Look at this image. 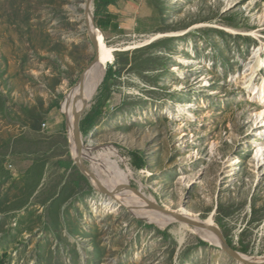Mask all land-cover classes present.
<instances>
[{
	"label": "rangeland",
	"instance_id": "rangeland-1",
	"mask_svg": "<svg viewBox=\"0 0 264 264\" xmlns=\"http://www.w3.org/2000/svg\"><path fill=\"white\" fill-rule=\"evenodd\" d=\"M85 1L0 0L3 264H240L178 222L160 228L123 205L98 213L110 198L74 164L60 111L94 54ZM108 9L119 30L95 27L119 51L82 113L95 117L83 147H112L131 190L201 220L214 211L236 251L264 257V0Z\"/></svg>",
	"mask_w": 264,
	"mask_h": 264
},
{
	"label": "bare ground",
	"instance_id": "bare-ground-1",
	"mask_svg": "<svg viewBox=\"0 0 264 264\" xmlns=\"http://www.w3.org/2000/svg\"><path fill=\"white\" fill-rule=\"evenodd\" d=\"M79 8L84 11V15L80 16L79 19H84L86 17L87 11L89 12V18L91 19L93 9L90 2L86 0L79 6ZM75 9L76 8L73 6L70 7L71 12H75ZM90 26L94 41L97 44L98 51L102 58V63H97L89 69V71L86 73L82 86L80 88H74L62 104V112L66 114L68 122L70 124V135L72 131L74 113L82 108L84 104L87 105L86 109L90 107L99 86H101L100 84L102 82L105 68H107V66L111 64L112 59H114L112 53L114 54L115 52L119 51V49H113L103 44L102 33L95 27V24L92 23V19L90 21ZM159 37H161V35H154L150 39H156ZM71 148L74 154L75 148L73 143H71ZM93 149L94 147L91 145L83 147L81 151V158H87L90 160L88 171L91 174L92 186L99 193H105L110 198L107 203H104V206H101L102 204L100 205L101 209L98 213L107 214L111 211H114L117 208V205H123L127 208H130L136 217L144 219L145 221L152 223L160 228H164L168 224L176 222L167 213L161 212L156 209V202L152 196H148L140 192H135V190H131V188H129L128 183L131 171L129 169L122 170L119 168V162L114 158L119 157L120 161H122V159L120 158V156H118L115 149H113L112 147L103 148L101 150H98L94 155L91 154V151ZM261 156V151L258 150L253 158V162H255ZM114 160L116 165L113 163ZM258 164L259 162L256 163L257 166ZM176 211L178 213H183V215L187 217H192L196 220L198 219V221H201V223L204 225L203 227H192L185 223H180L178 234H181L184 231H189L192 235L199 237L201 240L206 241L216 247L218 246L219 240L214 233V227L218 228V226L214 223L213 214H210L207 218L201 220L196 216L186 214L183 209H178ZM95 213H97V210L95 211ZM242 257L248 260L253 259V257L244 254H242Z\"/></svg>",
	"mask_w": 264,
	"mask_h": 264
},
{
	"label": "water",
	"instance_id": "water-1",
	"mask_svg": "<svg viewBox=\"0 0 264 264\" xmlns=\"http://www.w3.org/2000/svg\"><path fill=\"white\" fill-rule=\"evenodd\" d=\"M87 1L90 2L92 5L93 10H92V14H91V19H92V23L95 24V22H94V10H95L94 0H87ZM85 18H86V21L84 24V26H85L84 30L86 32V36H87L88 42L90 44V47H92V48L94 47V49H95L94 54H93V58L90 61V63L86 66V68L80 73L79 78H78L77 82L75 83V85L63 97V100L60 104V111L66 119L65 123H66L67 135H68V139L70 142V146H71V143H73L74 148H75L74 154H73L72 148H71V155L73 158V162L79 168L81 173L91 182V174L89 173L86 165L84 164V162L82 161V158H81V156H82L81 151L83 149V142H82V132L80 129V122H81L82 113L86 109L87 105L84 104V106L82 108H80L79 110H77L74 113L71 135L69 134L70 124L68 122L67 116L65 113L62 112V104L66 100L67 96H69L71 91L74 88H77V87L80 88L82 86L84 79H85V76H86V73L89 71V69L92 66H94L97 63H102V58L100 56L97 44L94 41V38H93V35L91 32V26H90L91 19L89 18V12L88 11L86 12ZM108 68L109 67L105 68V72H104L101 84L104 82ZM132 189H134V188H132ZM155 207L159 211L167 213L168 215H170L178 223H185V224L192 226V227H203L204 226L201 223V221H198V219L196 220L195 218L187 217V216L183 215V213H178L177 211L166 210V209H164V207H162L158 204H156ZM214 214H215V212L213 211V215ZM214 233L219 240V244L217 247L220 248L221 251L223 253H225L228 257H230L231 259L235 260L236 262H238L240 264H264V257H253V259H249V260L242 257V253L236 251L232 244L229 245L227 243L226 239L222 235L219 228L214 227Z\"/></svg>",
	"mask_w": 264,
	"mask_h": 264
},
{
	"label": "trees",
	"instance_id": "trees-1",
	"mask_svg": "<svg viewBox=\"0 0 264 264\" xmlns=\"http://www.w3.org/2000/svg\"><path fill=\"white\" fill-rule=\"evenodd\" d=\"M117 0H94V22L96 27L103 33L106 31L117 32L119 30V25L115 20V16L108 12V7L114 5ZM111 65H109L110 67ZM94 116H89L85 120L80 122V129L83 135H85L88 130L92 127L94 123ZM38 123L33 125V128H37ZM130 159L132 161V166L137 170L143 169L145 166L144 158L138 152H130ZM66 167L69 164H65ZM163 235H167V232H162ZM227 243L231 245L230 239H226ZM205 245L204 242H200ZM235 249V248H234ZM236 250V249H235ZM6 255H3L0 258V264H3L4 258Z\"/></svg>",
	"mask_w": 264,
	"mask_h": 264
},
{
	"label": "built area",
	"instance_id": "built-area-1",
	"mask_svg": "<svg viewBox=\"0 0 264 264\" xmlns=\"http://www.w3.org/2000/svg\"><path fill=\"white\" fill-rule=\"evenodd\" d=\"M46 125L45 124H42V127L44 128Z\"/></svg>",
	"mask_w": 264,
	"mask_h": 264
},
{
	"label": "crops",
	"instance_id": "crops-1",
	"mask_svg": "<svg viewBox=\"0 0 264 264\" xmlns=\"http://www.w3.org/2000/svg\"><path fill=\"white\" fill-rule=\"evenodd\" d=\"M111 6H112V5H111ZM109 7H110V6H109ZM109 7H108V8H109ZM108 12L111 13V11H109V9H108ZM111 14H112V13H111Z\"/></svg>",
	"mask_w": 264,
	"mask_h": 264
}]
</instances>
